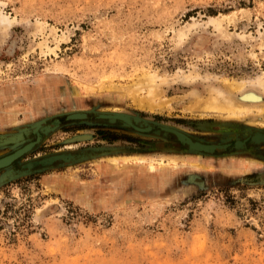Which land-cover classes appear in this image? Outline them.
<instances>
[{"label": "rangeland", "instance_id": "obj_1", "mask_svg": "<svg viewBox=\"0 0 264 264\" xmlns=\"http://www.w3.org/2000/svg\"><path fill=\"white\" fill-rule=\"evenodd\" d=\"M0 18V136L60 121L13 168L88 153L11 180L0 172V264H264V141L251 142L264 139V92L262 112L243 117L197 104L209 91L240 103L228 85L264 78V0H0ZM143 78L157 87L151 110ZM75 111L87 118L67 121ZM98 112L230 146L197 154ZM13 147L0 143V156ZM125 155L198 166L164 180L144 164L135 176L100 168Z\"/></svg>", "mask_w": 264, "mask_h": 264}, {"label": "bare ground", "instance_id": "obj_2", "mask_svg": "<svg viewBox=\"0 0 264 264\" xmlns=\"http://www.w3.org/2000/svg\"><path fill=\"white\" fill-rule=\"evenodd\" d=\"M1 24H9L8 19L7 18H2V19L0 18V25ZM143 81H144L143 87L148 88V92H149L148 96L146 98L147 105L145 103V100H143V101L138 100V103L141 107H144L146 105L148 107V109L151 110L153 108L152 105L150 104L151 98L153 95H155L157 93V87H155L151 84V81L149 78H147L145 80L143 78ZM224 84H226V83H224ZM249 84L254 89L245 90V88L247 87L246 82L230 83L228 85L229 87L233 88L234 90L241 92L240 94H238L239 97H236V99L238 101H240V103L234 104L232 99L230 97H228V95H224L223 92L220 93V92H216V91H209V95L207 97H205L203 99H200V97H199L197 104L199 105L198 108H200L202 110V112H200V115H203V114L207 115V113H209L208 111L211 110L213 112H211L210 114H214V113H220L221 114L222 113V114H226L228 117L237 118V117H243L245 115H249V114L253 113L254 111H256V113L262 112L263 107H259V105H260V102H262V100H263V96L259 91L261 90L264 92V78L258 77L255 80H253V82H251ZM218 95L222 96L223 100H219ZM44 97H45V95L41 91V89L37 90L35 92V94L33 96H31L33 107H34L32 110L37 111V109L42 105ZM191 108H192L193 112L197 110V109H195L194 106H192ZM2 110H3V107L0 104V113L2 112ZM201 110H199V111H201ZM79 111H81V110H79ZM84 112L86 114L83 112L75 111L74 113H72V114L68 113L67 115H69L70 117H73V118H79V117H84V116L88 115V111H84ZM101 112H98L97 115L107 117L111 122L116 121V120H111V119H120L121 121L120 120L119 121L121 122V124L123 126L131 127L133 129V131L138 133V134H142V133L145 134V133H148V132L153 130V125H151L150 123H147V122H143V121H141L135 117L130 116L132 119H134V121L130 120L132 122L131 123L129 120H126V118H124V116H119L116 114L115 115H113V114H102ZM17 114H18V110L15 108H12L8 114H5V116L8 117L9 121L12 124H18L19 121L16 117ZM125 115H127V114H125ZM27 116H31V109L27 113ZM6 117L4 119H6ZM123 121L127 122L128 124L123 123ZM40 122L44 123V125L46 126V127H44L45 129H42L41 125H37L36 127H34L32 129V132H31L32 126L34 124L40 123ZM59 124H60L59 119H55L50 124H47L46 120L43 119V120L36 121V122L30 124L29 126L24 127L22 129V131H19L16 133H11V134H6L5 135V138L7 137L6 140L9 142L15 143V147H13L10 152L0 156V168L8 166L15 157H17L18 155H21L25 151H27V150L30 151L29 149L32 146V144H31L32 141H34L37 138H41V136L43 138L44 135L51 132ZM154 129L157 130L156 127H154ZM174 129L175 128H172V126L164 125L162 127V129L161 130L159 129V130H160V132H164V133H169L168 131L172 132L174 134V137L176 136L175 139L179 145H184L189 150H191L197 154L220 153V152L227 151V149L230 146V143H228V142L227 143L226 142H224V143H203L200 141H195V140H193L194 138L192 139L189 135L184 134L181 131L174 130ZM259 129L250 130L249 132L258 131ZM26 134H28V135H26ZM31 135H32V137H31ZM23 139H26V140L23 141V143L19 144L20 142H22ZM249 139H251V138L249 137ZM254 139H255V137H254ZM257 139H262V136H259V138L257 137ZM251 140H253V139H251ZM236 141L232 145L235 148H236V144H240V141H237V142ZM253 141L260 142L259 140L256 141V139ZM71 157H72V154L67 153V152L66 153L65 152L64 153H57L55 155H51V156L44 158L41 162L48 163V162H51V161L56 160V159L68 160ZM105 158H106V160H109V161L106 162L105 164H103V166H101L100 168L103 169L108 174L110 172L114 171L111 167V165H112L116 168H121V169L125 168V172L127 173V175L130 176V174H132V176H135L139 171L137 169L138 168L137 166H142L144 164L146 167V170H148L152 175L158 174L159 177H161V179H163V180L166 179V177L168 175L169 176L170 175L175 176L177 174V169L183 168L185 170H188V169L196 168L198 166L193 161L192 162L185 161V162L180 164V162H182V161H177L174 159H172V160L168 159V162H164V161H162V158H159V159L152 158V157L144 158L142 156H136V155H125V156H120V157L117 156V157H113V158L111 156V158H108V159H107V157H105ZM33 161L34 160H31L28 162H24L22 164L25 165L27 163V168H30L31 166H33L36 163ZM118 161L122 162L121 166H118L119 165ZM138 163L141 165H136ZM244 163L245 162L239 163L240 167H236V168L237 169L241 168V166ZM225 166H226V164H225ZM234 170H236V169H234ZM138 177H140V176H138ZM129 182H130V180L126 179V183L128 184Z\"/></svg>", "mask_w": 264, "mask_h": 264}, {"label": "water", "instance_id": "obj_3", "mask_svg": "<svg viewBox=\"0 0 264 264\" xmlns=\"http://www.w3.org/2000/svg\"><path fill=\"white\" fill-rule=\"evenodd\" d=\"M95 117L97 119H104V120H108L109 122H111L107 117L99 116V115H97V113H95ZM85 118H87V116L79 117V118H73V117H70L69 115H66V118L65 119L68 121V120H81V119H85ZM117 121L120 122L119 120H116L114 122H117ZM163 126L164 125L154 124L153 125V130H154V127H156L157 130L160 131ZM168 132H169V134H172L174 136V134L172 132H170V131H168ZM26 135H28V134H26ZM6 138H5V135L0 136V143L3 144L4 146H6V145H12V144L15 145V143L7 141ZM41 141H42V136H41V138H37L34 141H32V143H31L32 146H31V148L29 150L31 151L32 149H34L36 147V145H38ZM263 141L264 140H262L260 142H263ZM251 142L252 143H259V142H255L253 140ZM30 151L27 150L24 153L27 154ZM189 151L190 152H193L191 150H189ZM24 153H22L21 155H18L17 157H15L8 166L3 167V168H0V172L4 171V173L2 174V178L3 179H9V180H11V179H15V178H18V177H22V176L31 174V173L35 172L36 170H38V169L50 168V167L54 166L55 164H58V165L72 164V163H76V162H79V161H82V160L88 158V153H86V152H79V153L67 152V153L72 154V157L70 159H68V160L56 159V160H53V161L48 162V163L41 162L44 158H46L48 156H51V155L57 154V153H55V154H50V155L44 156V157L39 158V159H35L33 162H36V163L33 166H31L30 168H27V163L25 165L24 164L19 165V168L18 169L13 168V163L16 162V161H18L20 158H22L25 155ZM61 153H64V152H61Z\"/></svg>", "mask_w": 264, "mask_h": 264}]
</instances>
